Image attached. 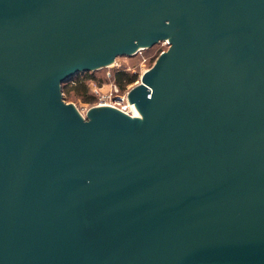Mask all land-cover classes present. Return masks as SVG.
<instances>
[{
    "label": "water",
    "instance_id": "water-1",
    "mask_svg": "<svg viewBox=\"0 0 264 264\" xmlns=\"http://www.w3.org/2000/svg\"><path fill=\"white\" fill-rule=\"evenodd\" d=\"M0 264H264V0H0Z\"/></svg>",
    "mask_w": 264,
    "mask_h": 264
},
{
    "label": "rangeland",
    "instance_id": "rangeland-1",
    "mask_svg": "<svg viewBox=\"0 0 264 264\" xmlns=\"http://www.w3.org/2000/svg\"><path fill=\"white\" fill-rule=\"evenodd\" d=\"M162 50L165 51L166 48L155 45L152 48L140 51L141 52L140 54L138 53L132 57H125V56L118 57L115 59L112 65L98 69L93 72L78 74L74 76L71 80L64 83L63 86L71 84L77 78H82L85 75L87 76L89 75L93 77V80H89L86 83L88 86V93L91 95L89 87H90V84L92 83L95 84L97 87H99L101 92L105 93L109 89V85H111V83L113 82L112 77L114 73L116 71H124L129 74H133L137 76L136 81L133 84L127 85L123 91L131 89L132 87L136 86L140 82L141 74L152 67L156 58L158 57L159 53ZM63 86H62L63 100L68 104H73L75 108L78 110V112L82 116H85L87 110L89 109V106L93 105L94 103L92 104L86 103L82 100V98L76 96L73 93H71L70 95H67L65 92H63Z\"/></svg>",
    "mask_w": 264,
    "mask_h": 264
},
{
    "label": "built area",
    "instance_id": "built-area-1",
    "mask_svg": "<svg viewBox=\"0 0 264 264\" xmlns=\"http://www.w3.org/2000/svg\"><path fill=\"white\" fill-rule=\"evenodd\" d=\"M158 46L167 48L168 43L166 41H162L158 44ZM163 51L164 50L161 52ZM138 53L140 54L141 52L139 51ZM89 90L95 97L94 104L89 106V108L93 106H109L130 116L137 115L134 106L127 100V94L130 89L120 91L118 87L112 82L111 85H109V89L105 93L101 92L100 88L93 83L90 84Z\"/></svg>",
    "mask_w": 264,
    "mask_h": 264
},
{
    "label": "trees",
    "instance_id": "trees-1",
    "mask_svg": "<svg viewBox=\"0 0 264 264\" xmlns=\"http://www.w3.org/2000/svg\"><path fill=\"white\" fill-rule=\"evenodd\" d=\"M112 78L118 89L123 91L127 85L133 84L136 81L137 76L124 71H116ZM89 80H93V77L85 75L82 78H77L71 84L63 86V92H65L67 95L73 93L76 96L82 98L84 102L92 104L94 103L93 101H95V97L88 93V86L86 83Z\"/></svg>",
    "mask_w": 264,
    "mask_h": 264
}]
</instances>
